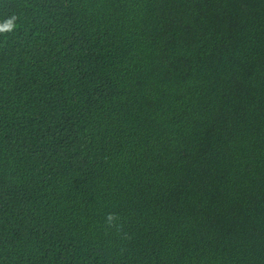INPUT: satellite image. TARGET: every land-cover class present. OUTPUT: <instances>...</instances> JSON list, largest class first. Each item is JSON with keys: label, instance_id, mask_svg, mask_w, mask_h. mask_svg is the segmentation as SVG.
<instances>
[{"label": "trees", "instance_id": "1", "mask_svg": "<svg viewBox=\"0 0 264 264\" xmlns=\"http://www.w3.org/2000/svg\"><path fill=\"white\" fill-rule=\"evenodd\" d=\"M12 16L0 264H264V0H0Z\"/></svg>", "mask_w": 264, "mask_h": 264}, {"label": "clouds", "instance_id": "2", "mask_svg": "<svg viewBox=\"0 0 264 264\" xmlns=\"http://www.w3.org/2000/svg\"><path fill=\"white\" fill-rule=\"evenodd\" d=\"M15 21H16V17L12 16L8 18L6 21H4L3 23H0V32L13 31L16 26ZM118 219L119 218L115 214L109 213L106 217V223L109 227H118V225H116V221Z\"/></svg>", "mask_w": 264, "mask_h": 264}]
</instances>
